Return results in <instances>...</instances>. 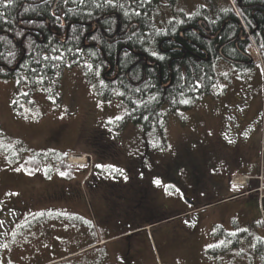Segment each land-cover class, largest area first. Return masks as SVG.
I'll list each match as a JSON object with an SVG mask.
<instances>
[{
  "label": "rangeland",
  "instance_id": "1",
  "mask_svg": "<svg viewBox=\"0 0 264 264\" xmlns=\"http://www.w3.org/2000/svg\"><path fill=\"white\" fill-rule=\"evenodd\" d=\"M200 2L203 1L178 0V8L190 12L194 4ZM218 3L221 4L222 0H218ZM162 9L168 12L163 13ZM177 11L167 7L163 1L160 20L174 17ZM255 56H258L255 58L257 66L247 77H239V72L229 63L223 60L219 62L218 73L223 76L220 88L225 89L223 96L204 97L189 108L174 111L164 106L165 126L162 131L145 133L140 126L131 124L123 132L126 133L124 139L119 138L122 131L119 132L114 126L118 125L116 121L126 116L127 109L119 99L103 101L100 98L96 80L100 81L101 75L97 72V79L94 80V68L89 60L65 71L55 88V97L50 99L43 92L34 93L32 96L36 105L31 108L25 103L18 104L16 111L13 108L17 97L27 94L23 77L17 80L0 79V126L5 136L0 140V195L13 193L17 202L25 197L31 199L33 211H39L44 205L39 201L40 197L67 194L63 200L58 199L60 196L49 199L47 210L43 213H34L27 219L18 214V221L23 222L17 225L2 220L4 226L11 225V233L3 235L1 239L2 257L9 258L8 264H108V246L99 249L89 247L92 245L91 184L85 179L87 168L90 167L92 171L94 166L98 167L100 162L111 156L106 144L114 137L121 142L120 148L129 156V161L145 156L153 164L151 173L155 167L165 172L171 165L169 173H175L179 178H189L200 168L204 158L201 150L205 147L207 167L211 172L206 174L209 200L223 198L210 194L209 190L216 182L219 183L220 192L237 195V192L227 189L226 180L214 181L213 177L216 175L214 171L231 157L226 149L229 150L228 147L235 141L232 136L235 129L229 123L235 122L236 112L242 113V123L251 120L245 124L251 128L245 129V141H248V135L254 137L259 130L264 140V64L257 53ZM223 113L227 116L226 125L221 119ZM142 133L147 139L145 150L133 144V141L141 143ZM21 144L26 151L29 150L27 156H31L30 150H33L49 153L52 157L45 160L33 176L26 171L21 160L10 162L1 150L10 148L16 155ZM253 144L255 142H250L249 149L243 152L241 163L234 168V173L258 169L254 162L259 155L250 149ZM127 149L132 153H126ZM68 153L67 166L75 171L81 169L72 180L62 177L60 168L54 163L57 156ZM232 158L237 159L236 156ZM84 160L89 161L88 165L84 164ZM260 160L263 165L264 153H260ZM169 185L172 184L164 185V191L175 193ZM77 187L81 188L79 194L75 195ZM253 187L258 185L251 183L249 188ZM256 194L255 198L258 199ZM176 196L181 200L179 194ZM255 198L227 201L209 210L205 207L184 220V225L192 234L173 261L206 264L200 260L208 255L214 258L212 260L216 264H264V247L261 252L256 250L259 248L258 242L261 244L264 241V225H261L260 217L256 214L258 204ZM76 200L82 204L79 201L76 203ZM168 222L160 224L166 226ZM9 239L11 242L8 244ZM151 248L157 264H165L155 242H152ZM213 249L214 254L211 252ZM117 259V256L113 258L111 264H118Z\"/></svg>",
  "mask_w": 264,
  "mask_h": 264
},
{
  "label": "trees",
  "instance_id": "2",
  "mask_svg": "<svg viewBox=\"0 0 264 264\" xmlns=\"http://www.w3.org/2000/svg\"><path fill=\"white\" fill-rule=\"evenodd\" d=\"M162 1L11 0L9 3L0 0V79L23 77L27 86V94L15 100L14 111L20 103L29 108L35 106L32 95L36 92L55 97V88L65 71L89 60L93 64L94 80L97 72L101 75L96 84L103 101L119 99L129 110L128 119L134 125L147 132L162 131L164 106L174 111L189 108L204 97L224 95L225 89L220 88L223 77L218 73L220 61L232 65L239 77L249 76L257 66V61L247 52L254 42L264 64V0H225L234 14L233 5L240 7L241 18L250 31L258 24L259 32H254L251 39L245 33L246 41L240 43V52L225 48L223 57L213 58L214 44H224L221 37L207 42L196 35L194 47L185 40L187 35L181 37L180 32H145L144 28L152 23L151 15ZM208 2L209 9L221 16L220 8L216 9L220 5L218 0ZM136 23L140 24V32H134ZM130 25L133 29L126 32ZM168 26H172L171 22ZM237 30L234 23L229 32H224V39H236ZM208 37L214 38L215 32ZM191 48L193 52L189 51ZM206 57L210 61L202 62ZM184 100L189 103H182ZM3 139L0 126V140ZM1 150L10 162L21 160L32 176L45 160L52 158L49 153L33 150L27 156L29 150L22 144L16 155L10 148ZM69 154L57 156L54 163L65 173L62 177L72 180L78 168L75 171L67 166ZM258 246L257 251L261 252ZM211 252L214 254L215 249Z\"/></svg>",
  "mask_w": 264,
  "mask_h": 264
},
{
  "label": "flooded vegetation",
  "instance_id": "3",
  "mask_svg": "<svg viewBox=\"0 0 264 264\" xmlns=\"http://www.w3.org/2000/svg\"><path fill=\"white\" fill-rule=\"evenodd\" d=\"M163 1L167 7L178 10L174 17L168 20L164 19L166 21L160 20V5ZM163 1L157 5L155 13L151 15L152 23L149 24L148 28H144L145 32H169L170 30V32H180L181 37L184 34L187 35L185 40L194 47H196L194 42L196 35L202 41L207 42H215L217 38L221 37L224 44H214L213 53H211L212 58L215 55L223 57L225 48L229 50L234 48L240 52V43L246 41L245 37L251 39L254 32H259L258 24L253 31H250L241 18L240 7L233 5L236 12L234 14L225 0L216 6L218 7L216 9L220 8L219 14L221 16L209 9L211 7L209 0H202L203 2L194 4L193 10L190 12L179 9L178 0ZM182 6L185 7L186 5ZM205 8H208L209 12L201 11ZM162 12L167 13L168 10L162 9ZM236 16L241 23H238ZM182 17L185 18L184 21H182ZM170 22L172 26H168ZM234 23L238 25L236 39H231L234 41L224 39V32H229ZM136 25L138 27L134 25L136 27L134 32H140V24L136 23ZM131 26L126 28V32L133 29ZM211 32H215L214 38L208 37ZM233 42H236L235 45ZM207 47L210 49L208 45ZM189 51L193 52V49L191 48ZM206 52L203 51L205 54ZM190 57L192 58L193 54ZM209 57L202 59V62L208 63ZM216 96L214 95V97ZM126 113L123 119L116 121L118 125L114 126L118 128L119 132L122 131L121 137L118 136L121 139L125 138L126 133L123 132L126 131L127 127L131 124L134 125L128 119V109ZM152 131L144 130L145 133ZM120 144L121 142L115 137L108 141L106 147L111 156L99 163L104 167L94 166L85 179V181L89 180L91 184L90 227L92 245L97 249L108 246L106 256L108 264H111L116 256L118 257L116 260L118 264H157L151 248L152 242H155L165 264H180L174 262L173 258H177L176 253L180 251L181 246L187 242L189 235L192 234L183 221L189 219L209 201L208 193H206L208 179L206 174L211 172L207 167L208 155L204 151L206 148L203 147L201 150L204 158L203 162L200 163V168L194 174L191 173L189 178H179V176L176 177L175 173H169L171 165L165 172H162L161 168L155 167L151 173L153 164L145 156H139L133 161H129V156L122 152ZM133 144L139 145V148L145 150L147 139H144L142 133L141 143L133 141ZM119 153L124 154V156H115ZM126 153L130 154L132 150L127 149ZM166 165L165 167H167ZM157 180L160 182L159 184L156 183ZM166 183L172 184L169 187L176 192L164 191ZM80 188L75 189V195L79 194ZM177 194L181 196V200L177 198ZM59 196L62 199L58 198ZM63 197H67V194L61 193L58 196L50 194L49 197H40L39 201L44 202L45 207L43 205L41 210L33 211L31 199L25 197V199L21 198L17 202L13 193L8 192L7 195H0V264L9 263L7 261L9 258L4 259L2 257L1 239L3 235L6 236L11 233V225L8 224L9 227L4 226L2 220L6 219L17 225L23 222L18 221V214L27 219L34 213H43L47 210L46 203L49 199L63 200ZM78 201L79 204H82L80 200H76V203ZM78 207L80 208V206ZM163 221H169L168 225L160 224ZM97 226L100 227L98 231ZM10 242L9 239L7 243Z\"/></svg>",
  "mask_w": 264,
  "mask_h": 264
},
{
  "label": "crops",
  "instance_id": "4",
  "mask_svg": "<svg viewBox=\"0 0 264 264\" xmlns=\"http://www.w3.org/2000/svg\"><path fill=\"white\" fill-rule=\"evenodd\" d=\"M238 113V114H237ZM224 115L223 118V123L226 125L225 120L227 118L226 114H222ZM236 116V120L235 122L232 121V123H229V126L235 129V133L232 135L233 138H235V141H230V146L228 147V149H226V152L230 153V159L229 160H225V162L218 168L216 169L214 172H216V177L214 176L213 179L214 181H221V180H226L228 182L227 184V189L230 192H237L236 194H240V193H245V192H249V196L248 197H254L257 195L255 193V190L257 187H253V188H249V185L251 183H256V185H259V179L261 178L264 184V164L261 165V160H260V153H264V140L262 137V133L261 130H259V132L257 134L254 135V137L252 136V134L248 135V141H245V137H246V130L248 129L250 130L251 128H249V126H245L246 123H249L251 120H248L246 122H241L240 121V117L242 116V113L240 112H236L235 113ZM254 126V122L252 123V127ZM250 142H255V144L252 145V147L250 149H254L256 155H259V158H257L258 156H256V161L254 162V164L258 167V169L256 171H246L243 170L242 173H234L233 170L237 165H240L241 160H242V155L243 152L246 151L247 149H249V144ZM263 146V147H262ZM236 156L237 159H233L232 157ZM259 160V163L258 161ZM226 165H229V168H226ZM247 181V185H242V187L237 186L238 183L240 181ZM219 183H215L213 184V187L210 188V194L213 196H223V198L221 199H213L212 201V205L209 206L208 208H206L207 210L212 209L213 207H216L217 205L221 206L223 205L225 202L230 201L229 198L233 197V194L231 193H227L226 192H220V187L217 185ZM244 187H246V189H244ZM246 198V197H243ZM256 202H257V198ZM256 214L259 217V212H258V208H256ZM214 259V258H212ZM208 255L204 256L203 258H201L200 261H205L206 264H216V261H213ZM216 260V259H215Z\"/></svg>",
  "mask_w": 264,
  "mask_h": 264
},
{
  "label": "bare ground",
  "instance_id": "5",
  "mask_svg": "<svg viewBox=\"0 0 264 264\" xmlns=\"http://www.w3.org/2000/svg\"><path fill=\"white\" fill-rule=\"evenodd\" d=\"M256 53L259 56H261V53H260V50H259L258 46L253 42L252 45H251V47H250V49H249V51H248V54L251 55V57H252V55H256ZM75 160H77V159H75ZM245 181H243L242 183H244Z\"/></svg>",
  "mask_w": 264,
  "mask_h": 264
},
{
  "label": "built area",
  "instance_id": "6",
  "mask_svg": "<svg viewBox=\"0 0 264 264\" xmlns=\"http://www.w3.org/2000/svg\"><path fill=\"white\" fill-rule=\"evenodd\" d=\"M255 57H258V56H255ZM260 192H261V196H260L261 207H260V209H261V214H262V216L264 218V190L261 189Z\"/></svg>",
  "mask_w": 264,
  "mask_h": 264
},
{
  "label": "snow or ice",
  "instance_id": "7",
  "mask_svg": "<svg viewBox=\"0 0 264 264\" xmlns=\"http://www.w3.org/2000/svg\"><path fill=\"white\" fill-rule=\"evenodd\" d=\"M8 2L11 3V0H8ZM181 102L185 103V104L189 103V101H187V100H184V101H181ZM117 119H121V117H117ZM98 167H104V166L103 165H98ZM61 175H65V173H61ZM156 183L159 184L160 182L157 180ZM5 247H6V245H5ZM209 247H211V245Z\"/></svg>",
  "mask_w": 264,
  "mask_h": 264
}]
</instances>
